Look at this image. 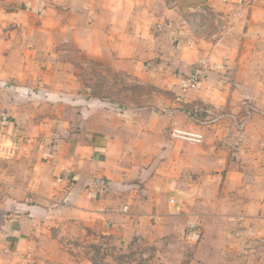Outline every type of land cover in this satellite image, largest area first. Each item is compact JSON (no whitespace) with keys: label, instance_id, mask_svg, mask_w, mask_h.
Returning <instances> with one entry per match:
<instances>
[{"label":"crops","instance_id":"obj_1","mask_svg":"<svg viewBox=\"0 0 264 264\" xmlns=\"http://www.w3.org/2000/svg\"><path fill=\"white\" fill-rule=\"evenodd\" d=\"M0 3L21 5L10 14L16 28L6 31V21L0 22V264H28L42 232L57 222L147 244L195 245L205 221H224L233 240L249 230L264 238V60H247L253 48L264 53V0ZM204 9L223 19L211 37L194 31L190 17ZM41 37L47 43L39 48ZM62 38L81 54L110 58L123 74L171 87L175 96H181L182 74L171 67L182 72L184 66L202 68V61L207 73L194 69L202 75L200 86L173 96L165 113H158L162 104H130L104 121L109 116L91 113L80 133L62 140L48 119L41 139L33 119H19L25 95L8 92V85L23 86L42 65L49 67ZM232 54L239 60H230ZM253 67L259 75L219 77ZM230 84L252 85L256 92H232ZM167 129L191 140L171 138ZM218 257L213 262L224 264L237 256Z\"/></svg>","mask_w":264,"mask_h":264},{"label":"rangeland","instance_id":"obj_2","mask_svg":"<svg viewBox=\"0 0 264 264\" xmlns=\"http://www.w3.org/2000/svg\"><path fill=\"white\" fill-rule=\"evenodd\" d=\"M20 7V4L0 3V22L2 24L6 21L4 26L6 31L18 26L17 22L13 23L9 19L12 18L10 14L18 12ZM190 17L193 20L194 31L199 34L204 32L209 36L217 24L221 25L223 20L219 13L208 9L198 11L196 15H190ZM34 39L29 38L30 42L35 41ZM259 41L261 44L262 36ZM46 43L47 38L41 37L37 44L41 48ZM249 43L251 46L255 45L254 42ZM55 48L60 52H55L54 56L58 55L51 56L53 59L50 57L49 67L47 63L41 66L36 78H26L23 86L18 85L14 80L8 85L12 87L8 92L25 95V98L18 102L21 108L18 112L19 119L23 124H28L33 119L41 128V139L47 133L48 119L50 123L53 120L55 138L62 140L69 135L80 133L83 121L90 119L91 113L109 116V118L100 119L104 121V119H114L111 114L130 104L136 109L162 104L158 110V113L162 114L165 113L164 108L167 102L175 96V91L171 87L167 90L162 89L147 80L144 82L138 76L123 74L115 70L110 58H95L81 54L80 48L70 47L69 42L67 40L64 42L63 38L55 43ZM73 50L75 52H71ZM254 50L255 48H253L254 53H248L247 60L252 63L264 60V53L256 54ZM43 55L41 54L40 57L43 58ZM47 59V57L43 58L45 62ZM230 60L238 61L239 54H232ZM199 64H203L202 68L194 64L189 68L184 66L180 69L182 72L171 67L170 72L190 75L194 69H197L204 73L205 77L207 63L204 64L201 61ZM159 71L161 76H164L165 72ZM240 75L247 77L259 75V68L227 70L219 74V77L228 79ZM254 85L257 86V84ZM253 87L252 85H229L232 92L242 93L256 92V88ZM32 95L36 99H33ZM204 114L206 110L202 117ZM167 130V135L171 138L191 140L192 136L188 134L175 135L173 130ZM212 223L218 224L213 226ZM223 224L224 221H205L204 228L200 230L201 238L194 241L196 244L192 247L178 241L173 244L166 241L140 243L136 238L125 241L123 238L121 240L114 235L101 233L92 227L82 228L78 223L67 225L61 222L58 225L57 222L48 231L42 232L38 249L28 264H211L215 263L213 261L216 256L221 258L226 254H234L237 257L224 264H264L263 237L249 230L247 233L241 231L243 235L233 240L229 230L225 229ZM239 239L242 240L241 243ZM212 249L217 250L211 253ZM182 253L187 254L185 259H181ZM240 254L249 256V259L245 261L246 259ZM195 255L202 260L196 259Z\"/></svg>","mask_w":264,"mask_h":264},{"label":"built area","instance_id":"obj_3","mask_svg":"<svg viewBox=\"0 0 264 264\" xmlns=\"http://www.w3.org/2000/svg\"><path fill=\"white\" fill-rule=\"evenodd\" d=\"M201 76L198 72H193L190 75H180V95L196 90L200 86ZM181 96H178L177 99H180Z\"/></svg>","mask_w":264,"mask_h":264}]
</instances>
